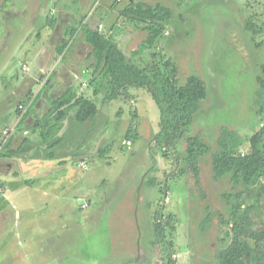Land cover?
<instances>
[{
    "label": "rangeland",
    "instance_id": "374dc122",
    "mask_svg": "<svg viewBox=\"0 0 264 264\" xmlns=\"http://www.w3.org/2000/svg\"><path fill=\"white\" fill-rule=\"evenodd\" d=\"M128 1L0 0V21L6 15V22L19 26L14 38L24 28L23 36L33 38L32 44L38 29L35 24L48 27L47 40L57 49L64 32L52 28L57 20L61 27L82 16L104 20V27L97 25L98 29L112 30L116 42L141 67L158 58L170 59L178 67L180 82L191 74L205 80L208 98L188 135L201 134L213 147L219 130L226 126L234 129L247 146L249 137L260 127L259 117H264L256 115L254 105L259 65L264 61V0H143L173 9L170 25L157 34L121 16ZM15 7L19 9L17 14L9 12ZM66 8L69 14L61 16ZM249 19L257 26L256 40L246 29ZM78 35L82 41V30ZM143 43L149 47L133 56L131 53ZM32 44L19 47L9 62L21 76L35 74ZM24 62H28L29 71L23 68ZM6 70L9 73L10 68ZM19 87L25 93V81ZM101 89L97 95L94 88L90 89L100 111L92 120L94 131L88 128L83 136L86 143L81 152L92 154L87 159L88 169H77L73 161L64 167L55 165L54 174L59 177L55 183H62L59 192L50 187L49 191L37 192L38 197H28L17 188L14 193L19 195L10 199L14 218L3 233L8 242L13 236V244L6 242L1 247L4 257L0 256V264H166L171 251L177 264H221L217 254L230 242L231 226L221 223L220 218L229 214L221 196L231 187L228 179L221 183L213 180L209 159H205L207 197L202 198L192 175L183 172L181 156L186 141L180 140L169 149L155 139L160 130V111L148 90L131 88V94L105 102ZM86 123L88 126L91 122ZM5 128L12 126H1L0 134ZM62 153L65 156L67 151ZM70 169L72 177L76 174L81 179L72 181L67 175H58ZM77 193L84 196L81 202L88 203L86 207L77 203ZM251 204L249 200L246 206ZM208 209L212 221L204 224ZM263 209L259 206L252 213L259 215ZM157 218L171 223L168 235L172 250L157 240Z\"/></svg>",
    "mask_w": 264,
    "mask_h": 264
},
{
    "label": "trees",
    "instance_id": "16d2710c",
    "mask_svg": "<svg viewBox=\"0 0 264 264\" xmlns=\"http://www.w3.org/2000/svg\"><path fill=\"white\" fill-rule=\"evenodd\" d=\"M121 16L157 34L165 31L170 25L173 9L160 2L150 4L143 0H131L121 10ZM246 29L251 32V38L256 40L258 30L251 19L247 21ZM80 30L92 46L90 57H93L94 61L91 64L93 77L90 84L96 83L97 90L101 87L104 89L106 101L115 100L125 93L131 94V88L148 90L160 111V130L155 139L169 149L180 140L186 141V149L181 156L183 172L192 175L202 198L207 197L204 189L205 159H209L213 180L221 183L228 179L231 187L224 189L221 196L229 214L227 217L221 214L220 218L221 223L231 226L228 233L230 242L217 254L220 263L264 264V209L259 215L254 216L252 213L254 208H264V117H259L260 127L249 137L247 146H243V139L234 129L223 126L213 148L201 134L188 135L198 112L202 110L203 103L208 98L207 85L201 76L191 74L184 82H180L178 67L170 59L158 58L149 66L141 67L116 42L112 30L101 31L85 26L82 22L68 28L65 38L57 47L58 55L65 52L70 40ZM148 47L147 43L140 44L138 51L134 50L131 54L136 56ZM257 87L254 105L256 115L261 116L264 115V61L259 65ZM21 106L18 105L17 112L23 110ZM70 108L75 109L73 122L80 125L93 120L99 111V106L93 99L84 94L78 95L74 88H69L62 98L54 102L53 110L36 123L37 128H43L40 135L49 148L63 141L62 137H55V134L62 127V120L67 117ZM131 131L132 129L128 131V135H131ZM10 134L4 148L10 144ZM23 151L24 149L17 148L11 151L10 155H18ZM167 154L168 151L165 152V155ZM47 155L53 157L55 154L48 151ZM249 200L252 204L246 206ZM210 212L208 209L204 224L212 221ZM158 218H161L160 213ZM158 218L154 224L157 240L165 243L167 250H172L173 243L168 235L172 229L171 223ZM251 240L255 243L252 244ZM171 253L172 251L166 264H177Z\"/></svg>",
    "mask_w": 264,
    "mask_h": 264
},
{
    "label": "crops",
    "instance_id": "0c3cea01",
    "mask_svg": "<svg viewBox=\"0 0 264 264\" xmlns=\"http://www.w3.org/2000/svg\"><path fill=\"white\" fill-rule=\"evenodd\" d=\"M18 10L15 7L13 11L9 9V12L17 14ZM65 14L66 16L69 14L67 8L62 10L61 16ZM3 19L4 21H0V58L3 59L0 62V73L2 74L0 81V127L10 124L12 128L8 147L4 148V136L0 134V184L3 187V190L0 191V250L6 242L13 244L12 235L9 238L10 242L3 238L9 222L14 218L11 213L14 214L13 210L15 208L11 206L10 199H16L19 195L18 192L14 193L17 188H21L23 192L25 191L28 197H35L37 192L48 190L50 187L58 191V186H62V183H55V180L59 178L55 177L54 174L55 165L64 167L63 164L66 165L73 161L72 164L77 169L85 171L88 169L84 167V164H88L87 159L91 153L88 150L83 153L81 151L85 150L84 134L87 133L88 128L94 131V127H96L92 120L89 121L91 123L88 126V123L85 125L75 124L73 122L75 109L70 108L69 114L62 120V127L55 134V137H62L63 141L50 148L42 140L40 133L43 128L41 127L42 130H40L36 127L37 121L50 113L54 108V102L62 98L71 87L74 88L78 95L84 94L89 98H91V88H94V95L98 94V90L95 89L97 84H90L93 77L91 64L94 58L90 57L92 46L86 41L84 35L82 41H79L80 36L77 34L70 40L65 52L58 55L57 49L51 45L52 42H49V39L47 40L50 34L48 27L42 28L43 25L38 26V23L35 24V29H38L35 33V44H32L33 38L28 37V35L23 36L24 28L22 30L20 28L19 35L14 38L15 30H18L19 26L12 27L10 23L6 22L8 21L6 15H4ZM8 19L12 18L9 17ZM59 22L60 20H57L52 25V28L57 27L56 30L62 28L64 31L61 41L57 44L58 46L65 38L66 31L71 25H79L82 22L83 25L95 29L100 24L103 25L104 20L91 19V16L83 18L82 16L80 18L77 17L75 21L69 24L66 23L62 27ZM41 28L42 30H40ZM30 42L35 47V74L32 76H26V74L21 76L17 68L16 70L13 66V69L11 68L9 62L13 59L19 47H26ZM84 49L87 50L86 53H83ZM28 52L30 53V51ZM27 66H29L28 62H24L23 68L25 70H27ZM7 68H10L9 73H7ZM43 79H47V81H43ZM23 81L27 85L23 90L25 93L21 91L22 87H19V84L22 86ZM101 90L104 89L102 88ZM22 101L23 103L26 102V105L20 103ZM104 101L109 102L105 98ZM18 105L24 106L25 109L17 112ZM8 116H10L9 118L12 119V122L9 120L5 123V120L9 119L7 118ZM17 148L24 149L23 153L10 155V152ZM47 150L52 151L55 155L48 157ZM64 150L67 151L65 156L62 153ZM73 159H78L79 161ZM50 164H53V166L51 167ZM66 171L58 175L60 177L67 175L68 180L72 181L81 179L80 176L75 177L76 174L74 173L72 177L70 174L71 169ZM81 195L78 193L75 195L79 204L85 200L84 196ZM8 232L11 233V231ZM0 256L4 257L1 252Z\"/></svg>",
    "mask_w": 264,
    "mask_h": 264
},
{
    "label": "built area",
    "instance_id": "2783aa9c",
    "mask_svg": "<svg viewBox=\"0 0 264 264\" xmlns=\"http://www.w3.org/2000/svg\"><path fill=\"white\" fill-rule=\"evenodd\" d=\"M100 28H103V25L102 24H100ZM23 109H25V107L24 106H21ZM10 131H11V129L10 128H5L4 130H3V132H2V136H4V143H6V141H7V138H8V136H9V134H10ZM128 144H131V141H128ZM1 148V147H0ZM84 167H87V164H84ZM3 190V187L0 185V191H2ZM87 204L85 203V202H83L82 203V206L83 207H85Z\"/></svg>",
    "mask_w": 264,
    "mask_h": 264
}]
</instances>
